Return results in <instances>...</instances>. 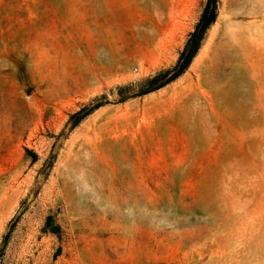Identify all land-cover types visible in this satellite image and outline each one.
Returning a JSON list of instances; mask_svg holds the SVG:
<instances>
[{
	"label": "rangeland",
	"instance_id": "374dc122",
	"mask_svg": "<svg viewBox=\"0 0 264 264\" xmlns=\"http://www.w3.org/2000/svg\"><path fill=\"white\" fill-rule=\"evenodd\" d=\"M206 1L0 0V264H264V0L138 95Z\"/></svg>",
	"mask_w": 264,
	"mask_h": 264
},
{
	"label": "trees",
	"instance_id": "16d2710c",
	"mask_svg": "<svg viewBox=\"0 0 264 264\" xmlns=\"http://www.w3.org/2000/svg\"><path fill=\"white\" fill-rule=\"evenodd\" d=\"M217 7L218 0H207L201 16L194 28V30L189 34L188 39L185 43L183 50L180 52L179 58L176 64L168 69L161 70L153 75L147 82L146 87L142 89L138 95H144L146 93L152 92L169 82L175 80L180 75H182L189 65L191 64L193 58L197 54L201 42L204 39V35L211 26V24L215 21L217 16ZM168 77V78H167ZM124 88V87H122ZM126 99V98H124ZM123 99V100H124ZM101 104L95 105L93 108L88 110L87 112H78L72 115L71 121V129L76 127L81 120L87 116L91 111L98 108ZM58 231V228H56Z\"/></svg>",
	"mask_w": 264,
	"mask_h": 264
}]
</instances>
